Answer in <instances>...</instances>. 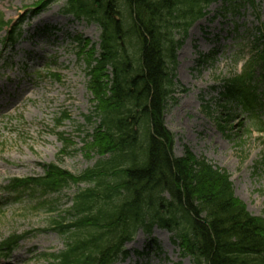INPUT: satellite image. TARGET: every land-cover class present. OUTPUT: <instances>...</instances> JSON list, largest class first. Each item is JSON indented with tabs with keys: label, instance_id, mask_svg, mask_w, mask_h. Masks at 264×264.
Wrapping results in <instances>:
<instances>
[{
	"label": "trees",
	"instance_id": "1",
	"mask_svg": "<svg viewBox=\"0 0 264 264\" xmlns=\"http://www.w3.org/2000/svg\"><path fill=\"white\" fill-rule=\"evenodd\" d=\"M54 1L41 0L38 10ZM216 1H65L63 13L100 27L98 48L91 45L85 51L93 111L86 116L91 131L83 140L85 155L98 158L78 175L47 164L42 176L11 179L5 186L17 198L26 189L45 195L71 184L85 185L60 215L50 216L49 228L63 236L64 247L43 253L47 264H115L127 257L124 245L138 229L150 233L153 227L169 232L181 255L194 264H264V219L251 215L235 197L225 170L188 148L175 156L174 134L164 123L167 102L174 100L178 86L177 49L189 27ZM225 1L253 9L257 3ZM24 19L3 42L15 41ZM7 24L0 18V29ZM255 32L240 70L223 80L220 92V98L251 120L261 104L257 83L264 73V22ZM230 118L226 113L224 122ZM58 138L64 153L71 144L62 133ZM27 234L0 237V258L7 259Z\"/></svg>",
	"mask_w": 264,
	"mask_h": 264
},
{
	"label": "rangeland",
	"instance_id": "2",
	"mask_svg": "<svg viewBox=\"0 0 264 264\" xmlns=\"http://www.w3.org/2000/svg\"><path fill=\"white\" fill-rule=\"evenodd\" d=\"M40 1L0 0V18L8 22L0 29V237L28 232L0 264H47L42 254L64 247L63 236L49 228L50 216L60 215L85 187L71 184L45 195L40 189L19 190L14 198L17 192L5 187L9 181L42 176L47 164L78 175L98 158L85 155L83 140L91 131L86 116L93 111L85 51L98 48L100 27L63 13L66 0L39 11ZM206 11L177 49L178 86L174 100L167 102L164 123L174 134L175 156L188 148L225 170L235 197L251 215L264 219V130L257 129L264 128V73L257 83L261 104L252 120L220 98L223 80L240 70L257 37L255 27L264 22V0H257L256 9L218 0ZM22 18L14 43L3 42ZM62 113L67 118L60 120ZM226 113H231L227 123ZM58 133L71 144L64 153ZM124 248L127 257L115 264H194L158 227L150 233L138 229Z\"/></svg>",
	"mask_w": 264,
	"mask_h": 264
}]
</instances>
